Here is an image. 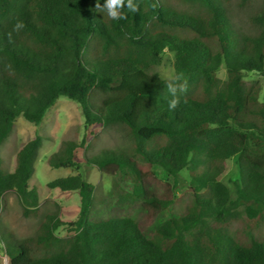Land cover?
I'll use <instances>...</instances> for the list:
<instances>
[{
	"label": "trees",
	"instance_id": "16d2710c",
	"mask_svg": "<svg viewBox=\"0 0 264 264\" xmlns=\"http://www.w3.org/2000/svg\"><path fill=\"white\" fill-rule=\"evenodd\" d=\"M173 2L139 0L137 13L125 8L127 19L110 20L95 11L97 0H0V146L19 117L39 128L59 98L71 100L83 136L63 142L47 165L93 167L114 178L117 194L114 203L96 199L80 174L58 178L47 190L77 193L79 207L73 218L42 213L33 183L42 135L19 149L12 171L0 155V212L12 193L21 216L38 221L23 239L0 226L9 264H264V240L251 230L242 240L231 228L242 214L264 220V0H241L257 3L248 31L235 24L227 0ZM18 21L24 28L9 42ZM165 51L187 80L173 111L165 80L149 73ZM94 126L123 128L132 150L88 156ZM232 159L233 194L221 181ZM154 168L174 183H161ZM182 173L192 205L165 217Z\"/></svg>",
	"mask_w": 264,
	"mask_h": 264
},
{
	"label": "rangeland",
	"instance_id": "374dc122",
	"mask_svg": "<svg viewBox=\"0 0 264 264\" xmlns=\"http://www.w3.org/2000/svg\"><path fill=\"white\" fill-rule=\"evenodd\" d=\"M169 2L174 4L173 0ZM228 9L235 24L242 30H250L248 17L255 10L257 3H242L241 0H227ZM197 12L196 6H189ZM173 53L165 51L162 55L161 64L149 70L151 75L164 79L165 75L173 70ZM218 77L225 79L226 74L223 67L218 71ZM246 81H258L263 85L262 77L254 73H246ZM264 90V87H262ZM263 94V93H262ZM261 94V96H262ZM84 119L81 115L77 103L66 98H59L55 105L50 108L39 128L28 123L22 117L15 122L11 135L0 146V155L4 160L5 169L12 171L15 165L16 154L19 149L28 142L35 133L42 135L43 144L39 150L37 160L34 164L35 173L33 183L38 187L41 199L42 213L61 210L63 217L73 218L79 207V197L77 193L61 194L56 191H48L46 184L67 176L80 174L82 179L95 186L96 199L110 198L114 203L117 198L116 190L113 187L114 178L101 175L96 169L87 165H81L79 169H51L47 165L49 157L57 152L60 145L65 141L79 142L83 136ZM94 137L90 140L88 156H94L103 149L108 150H132V139L126 130L119 126L101 128L94 126ZM81 155V153H79ZM226 172L222 176V183L227 186L233 194V182L237 178V166L235 159L226 161ZM156 178L161 183L172 185L174 178L159 168L153 169ZM119 185L125 188V181H119ZM160 186V185H159ZM177 191L176 200L172 207L164 214L181 215L186 213L192 205V192L188 186L186 174L179 175L176 181ZM241 211V209H239ZM66 212V213H65ZM242 213V212H241ZM38 221H31L21 216L19 206L12 193H7L4 198L2 210L0 212V226L11 230L16 238L23 239L33 235ZM232 230L242 240L245 239V232L251 230L252 234L259 240H264V220L253 224L248 221L244 214L238 220L233 221ZM59 233L64 234L63 230ZM0 264H9L8 258L3 249H0Z\"/></svg>",
	"mask_w": 264,
	"mask_h": 264
},
{
	"label": "clouds",
	"instance_id": "9594fccd",
	"mask_svg": "<svg viewBox=\"0 0 264 264\" xmlns=\"http://www.w3.org/2000/svg\"><path fill=\"white\" fill-rule=\"evenodd\" d=\"M127 12L137 13L140 10L139 0H104L101 6L99 0L95 5V11L106 14L110 20H125ZM24 28L22 22H17L12 31L7 33L9 42L13 41V33H19ZM165 88L167 91V107L169 111L176 110L181 103L182 96L187 91V80L182 72H176L174 69L169 71L165 77ZM0 249H6V244L0 241ZM3 253H0L2 255Z\"/></svg>",
	"mask_w": 264,
	"mask_h": 264
}]
</instances>
